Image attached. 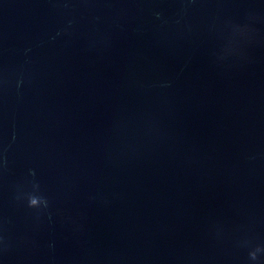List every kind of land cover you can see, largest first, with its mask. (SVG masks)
Returning <instances> with one entry per match:
<instances>
[{
  "label": "water",
  "instance_id": "water-1",
  "mask_svg": "<svg viewBox=\"0 0 264 264\" xmlns=\"http://www.w3.org/2000/svg\"><path fill=\"white\" fill-rule=\"evenodd\" d=\"M0 264H264V0H0Z\"/></svg>",
  "mask_w": 264,
  "mask_h": 264
},
{
  "label": "clouds",
  "instance_id": "clouds-1",
  "mask_svg": "<svg viewBox=\"0 0 264 264\" xmlns=\"http://www.w3.org/2000/svg\"><path fill=\"white\" fill-rule=\"evenodd\" d=\"M29 206L32 207V205H31L30 203H29ZM257 251H259V249H257ZM250 255H251V258H252L253 260L256 259V253H255V252L251 253Z\"/></svg>",
  "mask_w": 264,
  "mask_h": 264
}]
</instances>
